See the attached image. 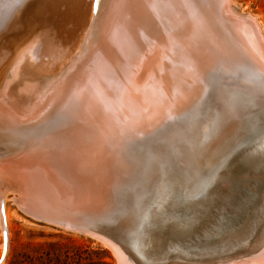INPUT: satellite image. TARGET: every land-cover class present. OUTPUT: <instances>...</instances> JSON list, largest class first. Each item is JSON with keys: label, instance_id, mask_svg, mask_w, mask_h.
Masks as SVG:
<instances>
[{"label": "water", "instance_id": "95a60500", "mask_svg": "<svg viewBox=\"0 0 264 264\" xmlns=\"http://www.w3.org/2000/svg\"><path fill=\"white\" fill-rule=\"evenodd\" d=\"M6 22H10L8 30L19 25L12 19ZM171 23L167 18L165 42L146 51L147 75L129 86L127 99L146 98L150 103L172 99L176 107V101H182V89L194 87V82L199 87L205 81L204 105L213 110L215 122L221 123L215 140L237 139L215 172H205L198 154L190 148L197 142L192 143L188 128L182 131L199 114L186 119L180 111L163 119L161 128L149 138L122 137L113 142L112 135L85 137L91 141L87 148L97 151L60 157L41 153L49 163L38 174L46 197L27 201L16 195L14 202L39 221L116 247L133 264L263 263L264 196L257 193L253 210L249 205L235 206L243 199L235 194L241 181L231 175L224 184L216 182L217 174L237 152H264L255 145L264 140V42L260 30L230 0H182V26L173 28ZM245 24L253 31L255 45L243 29ZM110 52L106 56L113 60ZM51 146L18 153L0 149L1 161L29 162L34 154L52 152ZM182 166L189 172L174 170H182ZM0 209L3 211L1 203ZM1 225L3 257L7 249L5 221Z\"/></svg>", "mask_w": 264, "mask_h": 264}, {"label": "bare ground", "instance_id": "6f19581e", "mask_svg": "<svg viewBox=\"0 0 264 264\" xmlns=\"http://www.w3.org/2000/svg\"><path fill=\"white\" fill-rule=\"evenodd\" d=\"M159 1L161 3L152 7L154 0H31L22 7L15 5L14 13L7 10V17L0 13V31L6 30L0 37V149L18 153L26 148L57 146H51L55 151L34 154L29 162L7 163L0 157L1 204L9 191L17 192L16 195L27 201H41L46 197L38 174L49 163L47 156L41 153L60 157L79 156L89 149L97 151L95 147L87 148V141H91L85 137L103 139L112 135L113 142L122 137L149 138L161 128L163 119L180 111L186 119L199 114L200 118L191 123H196L198 128L202 125L203 130L198 129L197 137H191L197 145L190 148L198 154L206 173L215 172L217 164L229 154L230 144L237 139L228 136L215 140L220 136L216 132L221 123L215 122L216 118L211 117L213 110L204 105L205 81L200 82L199 87L194 82V87L182 89V101H176V107L174 100L164 105L166 99L153 103L146 98L134 99V102L127 99L129 86L137 83L135 79L147 75L146 51L151 45L165 42L169 31L165 25L167 18H171L173 28L182 26V3L169 8L168 0ZM95 4H98L97 10ZM131 5L136 6L135 21L133 17L128 25L121 23L118 31L122 15ZM211 5L212 2L210 8ZM251 18L260 30L256 20ZM11 19L19 25L8 30ZM135 22L141 27L133 36L131 25ZM243 29L255 45L257 41L251 28L245 24ZM262 40L264 42L263 36ZM109 50L113 60L106 56ZM143 66L142 75L138 77ZM52 105L54 109L44 114L45 108ZM257 144L264 148V140ZM241 156L231 158L217 174L216 182L224 184V179L233 175ZM174 170L189 172L183 166L182 170ZM5 216L4 211H0L2 232ZM101 243L113 253L117 264H133L121 250ZM246 264L264 262L252 260Z\"/></svg>", "mask_w": 264, "mask_h": 264}, {"label": "rangeland", "instance_id": "374dc122", "mask_svg": "<svg viewBox=\"0 0 264 264\" xmlns=\"http://www.w3.org/2000/svg\"><path fill=\"white\" fill-rule=\"evenodd\" d=\"M12 1L14 0H1L0 2V13L6 15V17V13L8 11L10 12L11 10L13 11V13L15 12V5H17L16 7H19L20 5L22 7L25 2L31 0H16L15 2ZM168 1L170 4L169 8H171L172 6L176 7L178 3H182V0ZM19 2L20 4H18ZM230 2L236 9L252 16L256 20L264 38V0H230ZM157 3L161 2L159 0H154V5L151 4V6L155 7ZM8 6H10L12 9ZM162 8L163 5L161 4V9ZM127 9V11L122 15L120 23L118 24V31L120 30V27H122L121 23L128 25L133 17V21H135L136 6L131 5ZM150 10L151 8L147 10V13L150 12ZM137 25V22L132 23L131 25L133 36H135L137 30L141 27V25ZM171 100H166L163 104L167 105L173 103ZM201 126H199L198 128L197 124L195 123L193 125L189 124L185 127H182V131H184V129L186 130V128L190 129L191 133L190 131L188 132L190 139L192 143H196L197 141L195 140V138L193 139L191 137H197L198 129L200 132L202 130ZM251 153L248 152V154H238L237 152L232 156L233 158H237L242 154L240 160L236 164V169L234 168L232 174L233 177H237L236 182H238L239 179L241 181L240 186L238 187L236 185L235 188L243 192H235V194L239 195V199H241V197H243V199H241L239 202H236L234 205H249V207L253 210L255 205H253L252 203L253 201L257 203V198L259 197L257 193L259 192L261 193V195L264 193V155H262L264 152L262 153V151L260 150H254V152L252 153L253 155ZM252 166H254L255 168H253ZM247 183L249 185L246 186ZM248 186L250 189L247 188ZM15 196L16 194L12 193V191H9V193L7 192V198L3 200L2 204L4 214L6 215L5 233L7 235V249L5 255L1 257L2 230L0 226V264H56L55 261L57 258L66 259V262L71 261L72 264L75 263V260H79L80 263L93 261L94 264H100V261L103 260L107 261L109 264H117L116 258L113 253L102 243L87 235H82L76 232H71L52 226L48 223L39 221L27 215L14 202ZM262 196H264V194ZM239 199H235V201ZM105 253H107L108 256H105Z\"/></svg>", "mask_w": 264, "mask_h": 264}, {"label": "trees", "instance_id": "16d2710c", "mask_svg": "<svg viewBox=\"0 0 264 264\" xmlns=\"http://www.w3.org/2000/svg\"><path fill=\"white\" fill-rule=\"evenodd\" d=\"M105 256H108V254L107 253H105ZM66 257H67V255H66ZM56 264H72V262L70 261V262H66V259H56ZM101 263L100 264H109L107 261H100ZM74 264H94V262L93 261H89V262H84V263H80L79 262V260H75V263Z\"/></svg>", "mask_w": 264, "mask_h": 264}, {"label": "snow or ice", "instance_id": "6c2138e0", "mask_svg": "<svg viewBox=\"0 0 264 264\" xmlns=\"http://www.w3.org/2000/svg\"><path fill=\"white\" fill-rule=\"evenodd\" d=\"M0 211H2V209H0Z\"/></svg>", "mask_w": 264, "mask_h": 264}]
</instances>
